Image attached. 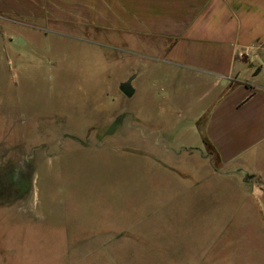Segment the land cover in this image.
Here are the masks:
<instances>
[{"label": "rangeland", "instance_id": "rangeland-1", "mask_svg": "<svg viewBox=\"0 0 264 264\" xmlns=\"http://www.w3.org/2000/svg\"><path fill=\"white\" fill-rule=\"evenodd\" d=\"M86 39L0 40V264H134L140 240L205 232L193 215L222 197L175 173L195 165L168 150L197 126L167 122L176 109L159 95L165 109L150 103L147 88L132 98L114 89L149 62L123 55L104 31ZM15 171H29L28 191L10 183ZM242 246L264 264L257 235Z\"/></svg>", "mask_w": 264, "mask_h": 264}, {"label": "crops", "instance_id": "crops-1", "mask_svg": "<svg viewBox=\"0 0 264 264\" xmlns=\"http://www.w3.org/2000/svg\"><path fill=\"white\" fill-rule=\"evenodd\" d=\"M103 31L123 55L149 62L141 74L147 86L128 70L114 89L132 98L147 88L150 103L165 109L159 95L176 109V120L167 122L197 126L168 150L195 165L184 176L177 169L178 181L222 195L213 213L204 207L193 215L205 232L157 233L140 240L131 261L253 264L242 239L257 235L264 248V0H0L3 44L14 32L25 38L53 32L80 44ZM129 78L127 96L119 86ZM202 175L213 182L200 181Z\"/></svg>", "mask_w": 264, "mask_h": 264}, {"label": "trees", "instance_id": "trees-1", "mask_svg": "<svg viewBox=\"0 0 264 264\" xmlns=\"http://www.w3.org/2000/svg\"><path fill=\"white\" fill-rule=\"evenodd\" d=\"M28 177H29V171H27L25 173L22 172V171H15L14 173L9 175L10 183L11 184H16V185H13V186L15 187V190H17V191L20 190V192L21 191L23 192L24 189H26L25 191H28L29 187H27V183H26V181L28 180ZM21 180L23 182H21ZM20 182L22 184H19Z\"/></svg>", "mask_w": 264, "mask_h": 264}, {"label": "water", "instance_id": "water-1", "mask_svg": "<svg viewBox=\"0 0 264 264\" xmlns=\"http://www.w3.org/2000/svg\"><path fill=\"white\" fill-rule=\"evenodd\" d=\"M131 79H127L126 81H123L120 83V90L127 96H130L132 94V88H131ZM42 146L39 145V146H36L34 148H32V150H35V149H39L41 148ZM31 156L29 155L28 158H30ZM248 176H245V179L247 178Z\"/></svg>", "mask_w": 264, "mask_h": 264}, {"label": "flooded vegetation", "instance_id": "flooded-vegetation-1", "mask_svg": "<svg viewBox=\"0 0 264 264\" xmlns=\"http://www.w3.org/2000/svg\"><path fill=\"white\" fill-rule=\"evenodd\" d=\"M28 166V163H26V167ZM13 182V181H12ZM19 182V181H18ZM21 182H23L22 180H21ZM19 183V184H22V183ZM15 183V182H14ZM13 185H16V184H13Z\"/></svg>", "mask_w": 264, "mask_h": 264}]
</instances>
